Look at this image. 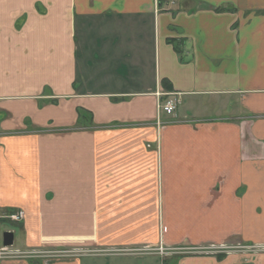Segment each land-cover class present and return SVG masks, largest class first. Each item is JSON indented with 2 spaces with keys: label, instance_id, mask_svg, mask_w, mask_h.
Here are the masks:
<instances>
[{
  "label": "crops",
  "instance_id": "crops-1",
  "mask_svg": "<svg viewBox=\"0 0 264 264\" xmlns=\"http://www.w3.org/2000/svg\"><path fill=\"white\" fill-rule=\"evenodd\" d=\"M5 231L99 253L0 264H264V0H0Z\"/></svg>",
  "mask_w": 264,
  "mask_h": 264
},
{
  "label": "built area",
  "instance_id": "built-area-1",
  "mask_svg": "<svg viewBox=\"0 0 264 264\" xmlns=\"http://www.w3.org/2000/svg\"><path fill=\"white\" fill-rule=\"evenodd\" d=\"M165 95V96H164ZM162 95V93H159V100L157 102V123L161 124V117L162 115H174L178 109V106L181 104V98L179 93H166ZM165 97V98H163ZM10 219L13 221H20L25 217V212L23 210H17L13 211L10 214ZM242 249L252 250V251H260L264 249L263 246H242ZM184 250V248H179ZM200 248H186L185 250L189 252H199ZM227 246H211L206 247L204 250L210 251L213 253H218L223 250H227ZM131 250V249H127ZM147 250V249H146ZM174 250V248H167L165 246H161L159 248L160 253H166L168 251ZM203 250V249H202ZM151 251V250H150ZM201 251V250H200ZM99 251L97 250H17L13 249L11 247H2L0 248V259L3 258H30V257H38V256H57V257H63V256H75L80 255L82 253H96Z\"/></svg>",
  "mask_w": 264,
  "mask_h": 264
},
{
  "label": "rangeland",
  "instance_id": "rangeland-1",
  "mask_svg": "<svg viewBox=\"0 0 264 264\" xmlns=\"http://www.w3.org/2000/svg\"><path fill=\"white\" fill-rule=\"evenodd\" d=\"M18 244V240L16 241V243H15V245H17ZM161 246H165L164 244H161V245H159V246H157V247H154V248H151V247H149V248H146L145 250H141V249H131V250H123V252L124 253H128V254H142V253H148V254H154V255H161L162 257H165L166 255H168L170 252L171 253H175V252H179V251H182V249H179V248H174V247H171V249L172 248H174V250H171V251H168V252H166V253H160V251H159V248L161 247ZM166 247V246H165ZM181 248H184V247H181ZM151 250V251H150Z\"/></svg>",
  "mask_w": 264,
  "mask_h": 264
},
{
  "label": "water",
  "instance_id": "water-1",
  "mask_svg": "<svg viewBox=\"0 0 264 264\" xmlns=\"http://www.w3.org/2000/svg\"><path fill=\"white\" fill-rule=\"evenodd\" d=\"M14 245V233L12 231H5L3 233V246L11 247Z\"/></svg>",
  "mask_w": 264,
  "mask_h": 264
}]
</instances>
